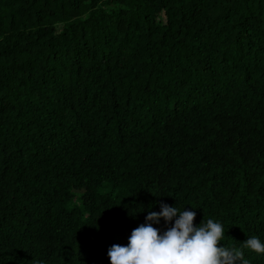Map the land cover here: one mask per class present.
<instances>
[{"label":"trees","instance_id":"trees-1","mask_svg":"<svg viewBox=\"0 0 264 264\" xmlns=\"http://www.w3.org/2000/svg\"><path fill=\"white\" fill-rule=\"evenodd\" d=\"M161 203L264 264V0H0V264H110Z\"/></svg>","mask_w":264,"mask_h":264},{"label":"clouds","instance_id":"clouds-1","mask_svg":"<svg viewBox=\"0 0 264 264\" xmlns=\"http://www.w3.org/2000/svg\"><path fill=\"white\" fill-rule=\"evenodd\" d=\"M161 209L148 213L146 223L132 230L127 245L109 248L110 264H249L241 248L218 246L226 231L222 222L210 218L195 225V211L165 203ZM161 217L169 225L163 231L153 226ZM242 243L243 248L264 254L259 237L253 235Z\"/></svg>","mask_w":264,"mask_h":264}]
</instances>
